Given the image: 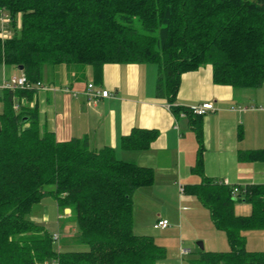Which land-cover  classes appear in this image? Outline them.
I'll return each mask as SVG.
<instances>
[{"label": "trees", "instance_id": "trees-1", "mask_svg": "<svg viewBox=\"0 0 264 264\" xmlns=\"http://www.w3.org/2000/svg\"><path fill=\"white\" fill-rule=\"evenodd\" d=\"M15 35L0 38V64L42 81L46 65H83L95 83L106 63H153L156 94L192 123L198 141L192 172L200 183L184 187L206 207L230 244L200 251L191 264H264V250H248L247 231L264 229V183L244 187L204 172L202 118L177 103L183 73L212 65L213 81L234 89L264 84V0H0ZM20 18V25L17 18ZM35 89L3 88L0 100V264H158L167 249L134 231V195L153 185L152 168L117 157L114 148H92L88 138L60 141L42 130L37 107L20 105ZM155 129L133 128L122 139L129 150L150 147ZM240 162L264 161V149L238 151ZM53 185L52 190L46 186ZM239 192L234 195V187ZM60 211L70 208L73 241L58 248L54 234L29 218L46 195ZM251 204L238 214L236 204Z\"/></svg>", "mask_w": 264, "mask_h": 264}, {"label": "crops", "instance_id": "crops-1", "mask_svg": "<svg viewBox=\"0 0 264 264\" xmlns=\"http://www.w3.org/2000/svg\"><path fill=\"white\" fill-rule=\"evenodd\" d=\"M0 67L1 94L3 78L8 77L6 72L9 70L12 76L22 71L3 64ZM157 77L158 67L153 63H106L99 83L94 82L88 66L46 65L42 78L44 83L51 87L68 86L77 95L61 90L35 89L31 99L23 97L16 102L19 106L37 107L42 130L53 131L60 141L88 138L92 148L110 146L118 158L153 169V185L139 189L134 195V231L147 235L159 229H155L154 225L147 229L146 224H154L158 219L168 217H161L160 213L155 212L148 223L141 224V221L137 222L138 213L151 212L148 209L159 204H167L172 209L175 201L170 203L167 198L176 190L180 195L185 194V190L180 192V184L185 187L202 181L201 176L192 172L198 151L192 123L187 116L176 118L167 100L157 96ZM88 82L108 89L111 96L97 102L89 101L82 93ZM204 101H213L215 105V109L209 110L202 118L205 175L242 187L264 183V161L238 160L240 149H264V84L249 89L216 84L210 64L183 73L177 103L189 106ZM251 105L262 109H232ZM2 110L0 100V113ZM135 127L155 129L159 135L147 149H125L122 139ZM187 209L182 207L180 210ZM69 219H65L66 223H69ZM67 244L68 241L64 243ZM183 249L191 252L190 248ZM158 264L165 263L160 261Z\"/></svg>", "mask_w": 264, "mask_h": 264}, {"label": "rangeland", "instance_id": "rangeland-1", "mask_svg": "<svg viewBox=\"0 0 264 264\" xmlns=\"http://www.w3.org/2000/svg\"><path fill=\"white\" fill-rule=\"evenodd\" d=\"M17 20L20 25V18L18 17ZM78 66L84 67L83 65ZM18 73L19 71H17ZM1 74L2 69L0 67V76ZM6 74L9 77L10 71L8 70ZM45 188L46 190H52L54 186L48 185ZM167 201L170 203L175 201L174 208L170 209L171 206L167 204H159L157 207L148 209L151 212L144 213L143 215L138 213L139 216H137V222L141 221V224L148 223L155 212L157 214L160 213L161 217L167 216L170 220V225L167 228L152 231V236L155 240L158 243H163L167 249V256L162 260L163 263L191 264L190 260L197 257L202 250L225 251L230 249L225 232L215 227L209 210L202 205L197 197H191L186 193L180 195L179 191L176 190L174 194H171L167 198ZM182 207H187L188 209L181 211ZM70 211H67V213L60 211L54 196L48 194L39 204L34 206L29 218L43 225L50 233L60 235V239L56 245L58 248L65 247L64 243L66 241H68L69 244L67 246L69 247L82 248L84 246L75 245L73 242L76 238L77 228L76 222L70 217ZM236 212L239 214H249L251 212L250 203L238 201ZM68 217L70 218L68 221L70 224L66 223L67 221L65 220ZM153 225V223L146 224V228H153ZM246 234V248L248 250H264V229L249 230ZM199 242L204 244L203 249L200 248ZM183 248H190L191 252L183 255Z\"/></svg>", "mask_w": 264, "mask_h": 264}, {"label": "built area", "instance_id": "built-area-1", "mask_svg": "<svg viewBox=\"0 0 264 264\" xmlns=\"http://www.w3.org/2000/svg\"><path fill=\"white\" fill-rule=\"evenodd\" d=\"M16 28L13 25L12 17L10 14L6 11H0V38L2 40H6L8 38H11L15 35ZM1 88H21V89H37V90H46V89H53V90H61L69 93H73L74 95H77L76 91H73L70 87H51L44 83L43 81H38L36 83H31L28 81V78L25 73L21 72L19 75H12L10 77H4ZM82 93L86 96V98L89 101L97 102L101 98L109 97L111 96V92L108 89L101 88L100 86H97L94 82H88L86 85V88L82 91ZM190 110H192L195 114L198 115H204L209 110H214L215 105L213 101H204L201 103L193 104L186 106ZM15 109L19 108V105L15 103L14 105ZM233 110H256V109H262V107L251 105V106H237L232 107ZM182 117H186V113L181 114ZM226 184H230L228 180H223ZM180 192H184V187L182 184L179 186ZM239 192V187L235 186L233 190V194L236 195ZM170 224L168 219H158L154 223L155 229H164L168 227ZM54 239L59 240L60 235L55 233ZM188 253V250L183 249L182 254L185 255Z\"/></svg>", "mask_w": 264, "mask_h": 264}, {"label": "water", "instance_id": "water-1", "mask_svg": "<svg viewBox=\"0 0 264 264\" xmlns=\"http://www.w3.org/2000/svg\"><path fill=\"white\" fill-rule=\"evenodd\" d=\"M21 71H23L24 66L23 65H19L18 67ZM0 131H1V124H0ZM68 211H70V209H67ZM200 248H204V244L202 242H199Z\"/></svg>", "mask_w": 264, "mask_h": 264}]
</instances>
